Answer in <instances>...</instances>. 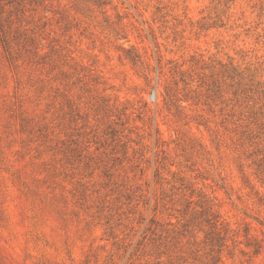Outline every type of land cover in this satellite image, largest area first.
<instances>
[{"label": "rangeland", "instance_id": "obj_1", "mask_svg": "<svg viewBox=\"0 0 264 264\" xmlns=\"http://www.w3.org/2000/svg\"><path fill=\"white\" fill-rule=\"evenodd\" d=\"M0 264H264V0H0Z\"/></svg>", "mask_w": 264, "mask_h": 264}]
</instances>
